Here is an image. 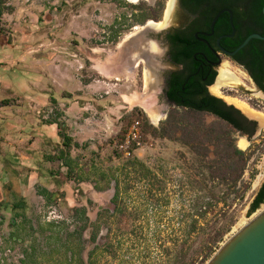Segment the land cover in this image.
Returning <instances> with one entry per match:
<instances>
[{
	"label": "rangeland",
	"instance_id": "1",
	"mask_svg": "<svg viewBox=\"0 0 264 264\" xmlns=\"http://www.w3.org/2000/svg\"><path fill=\"white\" fill-rule=\"evenodd\" d=\"M170 1L7 0L0 24L5 40H10L4 45L0 37V264H180L186 252L188 261L190 256H198L213 228L230 226L220 248L264 209L263 203L257 212L248 214L264 182V126L251 139L234 133L238 148L250 155L243 176L250 188L242 197L199 175V159L184 141L154 135L174 109L166 108V114H161L165 106L153 97L152 72L139 56L138 41L122 44L135 34L134 28L141 29L148 22L163 23ZM159 4L164 7L159 21H139L144 11L152 15L151 9ZM80 38L84 44L79 43ZM55 46L79 50L85 66L78 77L85 83L116 84L111 98L113 128L107 136L99 129V137L78 148L72 141L75 169L71 174L59 159H50L60 155L56 145L48 141L39 144L35 135L39 120L51 121L56 110L42 101L40 105L27 101L34 97L38 77V69L32 65L36 59L33 50L53 51ZM40 59L50 61L49 57ZM131 59L137 60L135 78L126 72ZM94 65L103 75L94 71ZM42 66L39 93L45 98L51 76ZM222 68L238 73L228 63ZM233 97L226 101L264 122V104L257 107L241 93ZM175 112L177 119L204 129L218 121L184 109ZM94 117L102 120L99 114ZM136 120L141 122V147L132 157H125L119 146ZM177 136L182 132L177 131ZM240 138L247 142L245 147H241ZM136 160L141 164L134 167ZM141 168L146 176L150 170L160 183L153 185L152 174L140 175L137 170ZM116 181L121 193L115 209L110 202ZM38 188H47L54 197L43 198ZM22 198L26 202L24 217H18L13 225L11 205ZM83 207L89 221L99 224L95 243L88 226L82 238L70 235L85 225L74 218V210ZM206 207L207 214L199 216Z\"/></svg>",
	"mask_w": 264,
	"mask_h": 264
},
{
	"label": "flooded vegetation",
	"instance_id": "2",
	"mask_svg": "<svg viewBox=\"0 0 264 264\" xmlns=\"http://www.w3.org/2000/svg\"><path fill=\"white\" fill-rule=\"evenodd\" d=\"M148 26L157 31H145L136 47L152 53L147 65L152 72L153 97L165 106L161 114H166V108L188 110L189 105H194L200 108L196 110L200 114L215 118L213 103H217L211 99H218L224 108L238 111L234 115L248 132L245 137L256 136L259 121L226 99H235L233 96L241 93L257 107L264 104V68L257 70L252 66L255 56L264 52V45L253 42L259 39H251L237 51L250 35L260 34L257 30L264 26V5L260 8L254 0H171L164 22H151ZM227 63L238 73L223 70ZM223 71L240 81L233 87L220 86L216 94L212 88Z\"/></svg>",
	"mask_w": 264,
	"mask_h": 264
},
{
	"label": "trees",
	"instance_id": "3",
	"mask_svg": "<svg viewBox=\"0 0 264 264\" xmlns=\"http://www.w3.org/2000/svg\"><path fill=\"white\" fill-rule=\"evenodd\" d=\"M259 7L261 8L264 5V0H254ZM6 3L7 0H0V24L3 18V15L6 11ZM163 5L159 4L156 8L151 9L152 15L148 12H143L140 15L139 21L144 23L149 19H153L154 21H159V17L163 11ZM260 12L261 9H258ZM258 16V15H256ZM261 35L264 36V26L257 30ZM0 37L4 39L5 44H9L10 40H5L2 31L0 29ZM253 42L261 43L264 45V42L259 40H253ZM252 66L257 70L264 68V52L258 56H255L252 62ZM216 101L217 104L213 103V108L215 109L216 119L218 120L216 125L212 128L204 129L201 127H195L194 124L184 123L182 120L177 119V111L178 109H184L188 112L199 113L196 110L200 109L197 106L189 105V109L185 108H172L174 109L169 115L168 119L163 123L162 129L154 130V135L156 137H165L168 139H174L176 141H184V143L191 148L193 153L198 157V173L204 178L209 177L210 181L213 182L217 186L226 185L231 191L242 197L243 194L250 188V184L244 182L243 176L247 169L248 162L250 160V155L241 149L238 148L236 143V138L234 137V133H239L241 136H244L246 130L242 128V124L238 117L234 114L238 111L233 108L226 109L224 108V104L221 100L211 99ZM181 107H185L180 104ZM58 125H60L58 123ZM61 128V126H60ZM61 128L59 134L63 139V146L65 150L60 151V155L58 157L59 160L63 161V165L68 168V173L71 174L75 169L74 159L71 157L70 150L72 148V138L69 137L66 133H63ZM177 131L182 132V136H177ZM75 147H79L77 143L74 144ZM213 147V150L210 148ZM212 156V158H211ZM51 160L55 158H50ZM133 166L135 167L138 164H141L139 161H134ZM8 169V168H7ZM137 172L144 176L148 177V175L152 174L150 170H147L146 174H143L142 168L137 170ZM153 178L152 183L155 185L156 183H160V180H157V176L152 174ZM114 188V195L111 200V205L114 208H118V201L120 199V185L118 181ZM58 185H62L63 182H59L56 180L55 182ZM239 183L241 186L239 187ZM97 188V187H96ZM242 189V190H241ZM38 194L45 199H51L54 197V193L50 192L47 188H38ZM219 203V201H216ZM264 203V182L262 183L260 189L258 190L253 202L250 205L248 214L252 215L257 212L261 205ZM206 204H209L208 202ZM26 209V202L24 198L15 202L11 205V211L13 212L12 223L16 224V219L18 217H24V210ZM86 208H77L74 210V218L85 221V225L78 230V232H74L70 235H77L79 238H82L83 231L88 227L92 228L90 239L93 243L97 241L100 227L97 223H92L89 221L88 216H86ZM102 211V209H101ZM100 211V212H101ZM207 214V207L204 211L201 210L199 216H205ZM101 217V213L98 214V221ZM230 230V226H219L213 228L209 234H207L206 241L204 245L199 248L198 256L188 261L189 255L184 253L180 264H206L207 261L214 255L216 249L219 248V245L224 241L225 236L228 234ZM73 256L77 255L75 251H72Z\"/></svg>",
	"mask_w": 264,
	"mask_h": 264
},
{
	"label": "crops",
	"instance_id": "4",
	"mask_svg": "<svg viewBox=\"0 0 264 264\" xmlns=\"http://www.w3.org/2000/svg\"><path fill=\"white\" fill-rule=\"evenodd\" d=\"M78 41L84 44L83 39L80 38ZM49 44L52 45L53 43ZM52 49L53 51H44L42 48H35L32 55L33 58H36L32 61V65L39 71L37 70V83L33 88L34 97L27 101L32 105H40L42 101L56 110L55 114L51 116V121L41 122L39 120V123L36 124L34 129L38 143L44 144L45 141H48V143L56 145L59 151L65 150L63 139L59 134L61 128L66 130L74 144L77 143L80 146L84 142L99 137L96 133L99 129L105 131L103 134L107 136L110 132L109 129L113 128L115 107L111 98L114 96L113 91H115L116 84L106 81L85 83L82 78L78 77L85 66L79 50H66L67 48L62 49L60 46H55ZM40 57H49L50 61L42 60ZM42 65H45V69L51 76L48 77L50 84L46 89L48 94L44 95L47 96L45 98L41 97L39 93L42 90L40 80V74L43 73ZM136 67L131 72L125 70L130 78L137 76ZM93 69L99 75H103V70L96 65L93 66ZM100 93L105 94L102 97L95 96ZM123 98L126 103H130L126 96ZM95 114L101 115L102 120H97L94 117ZM240 139V142L245 141ZM60 161L63 165V161Z\"/></svg>",
	"mask_w": 264,
	"mask_h": 264
},
{
	"label": "water",
	"instance_id": "5",
	"mask_svg": "<svg viewBox=\"0 0 264 264\" xmlns=\"http://www.w3.org/2000/svg\"><path fill=\"white\" fill-rule=\"evenodd\" d=\"M150 23L148 22L143 28L135 32L122 45L139 41L145 31L152 30L148 26ZM251 39L264 40V36L260 34L250 35L237 51L244 48ZM138 50L139 56L147 63V60L152 57V53L146 52L142 48ZM130 62L129 72L135 69L137 60L131 59ZM263 126L264 122L259 124L260 131ZM206 264H264V209L229 238Z\"/></svg>",
	"mask_w": 264,
	"mask_h": 264
},
{
	"label": "built area",
	"instance_id": "6",
	"mask_svg": "<svg viewBox=\"0 0 264 264\" xmlns=\"http://www.w3.org/2000/svg\"><path fill=\"white\" fill-rule=\"evenodd\" d=\"M141 122L133 121L122 143L119 146L120 151L125 157H132L136 150L141 147Z\"/></svg>",
	"mask_w": 264,
	"mask_h": 264
},
{
	"label": "bare ground",
	"instance_id": "7",
	"mask_svg": "<svg viewBox=\"0 0 264 264\" xmlns=\"http://www.w3.org/2000/svg\"><path fill=\"white\" fill-rule=\"evenodd\" d=\"M172 4L173 3L170 4L171 8H172ZM170 13H171V9L168 13V18H169ZM235 83L238 84L239 81L235 79L234 75L230 74L227 71H223V72H221V75H220L218 82L216 84V92H218L220 86H222V85L233 87V86L237 85ZM246 144L247 143L245 141H241V147H245Z\"/></svg>",
	"mask_w": 264,
	"mask_h": 264
}]
</instances>
